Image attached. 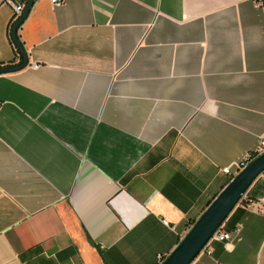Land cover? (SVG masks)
I'll use <instances>...</instances> for the list:
<instances>
[{
    "label": "crops",
    "instance_id": "0c3cea01",
    "mask_svg": "<svg viewBox=\"0 0 264 264\" xmlns=\"http://www.w3.org/2000/svg\"><path fill=\"white\" fill-rule=\"evenodd\" d=\"M13 16L0 0V66L20 61ZM18 32L29 65L0 74V264H158L264 132V6L37 0ZM248 192L264 197V174ZM224 227L192 264H264V204Z\"/></svg>",
    "mask_w": 264,
    "mask_h": 264
},
{
    "label": "water",
    "instance_id": "95a60500",
    "mask_svg": "<svg viewBox=\"0 0 264 264\" xmlns=\"http://www.w3.org/2000/svg\"><path fill=\"white\" fill-rule=\"evenodd\" d=\"M36 1L28 0L11 30L20 61L16 64L0 66V74L16 72L29 65L28 53L18 31ZM262 174H264V153L251 160L234 178L228 181L196 218L177 246L159 264H192L208 246L217 229L225 223L233 210L241 203L243 195Z\"/></svg>",
    "mask_w": 264,
    "mask_h": 264
},
{
    "label": "built area",
    "instance_id": "2783aa9c",
    "mask_svg": "<svg viewBox=\"0 0 264 264\" xmlns=\"http://www.w3.org/2000/svg\"><path fill=\"white\" fill-rule=\"evenodd\" d=\"M52 5L59 6L62 5L65 0H50ZM257 4L264 6V0H254ZM8 2L13 6L14 9V16L12 17V20L10 22V32L12 30V27L14 23L18 20L20 17L22 11L24 10L28 0H8ZM14 42V41H13ZM15 45V43H14ZM33 68H38V64H33ZM264 153V132L261 134L259 143L256 146V148L249 152L244 158H242L240 161L235 162L234 164L225 166L222 168V172L229 176V180L234 178L251 160L256 158L257 156ZM245 204L247 207L255 209L259 204H264V197L260 199L252 198L248 192L245 193L241 199L240 204ZM163 223L167 226H170L171 228H174L171 226L168 220L164 219ZM237 235H239L240 228H236L234 231ZM232 238V232H229L225 229L224 224L221 225L217 231L214 233L213 237L211 238L210 242L216 240L221 242H226ZM209 242V243H210ZM167 256L159 255L158 256V264L163 262L164 259Z\"/></svg>",
    "mask_w": 264,
    "mask_h": 264
},
{
    "label": "trees",
    "instance_id": "16d2710c",
    "mask_svg": "<svg viewBox=\"0 0 264 264\" xmlns=\"http://www.w3.org/2000/svg\"><path fill=\"white\" fill-rule=\"evenodd\" d=\"M248 194H249V192H248ZM209 203H210V202H209ZM209 203H208V204H209ZM208 204H207V205H208ZM195 220H196V219L191 220L190 225H192V224L195 222Z\"/></svg>",
    "mask_w": 264,
    "mask_h": 264
}]
</instances>
